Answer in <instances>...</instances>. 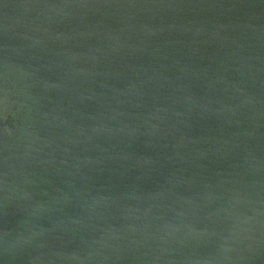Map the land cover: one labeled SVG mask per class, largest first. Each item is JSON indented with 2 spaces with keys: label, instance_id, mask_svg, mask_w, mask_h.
<instances>
[{
  "label": "water",
  "instance_id": "obj_1",
  "mask_svg": "<svg viewBox=\"0 0 264 264\" xmlns=\"http://www.w3.org/2000/svg\"><path fill=\"white\" fill-rule=\"evenodd\" d=\"M0 264H264V0H0Z\"/></svg>",
  "mask_w": 264,
  "mask_h": 264
}]
</instances>
